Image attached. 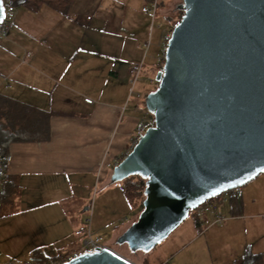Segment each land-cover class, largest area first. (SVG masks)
Wrapping results in <instances>:
<instances>
[{
  "label": "water",
  "instance_id": "water-1",
  "mask_svg": "<svg viewBox=\"0 0 264 264\" xmlns=\"http://www.w3.org/2000/svg\"><path fill=\"white\" fill-rule=\"evenodd\" d=\"M153 117L110 182L145 179L142 209L116 239L150 251L206 200L264 172V0H182ZM5 15L0 0V24ZM60 264H136L111 247Z\"/></svg>",
  "mask_w": 264,
  "mask_h": 264
},
{
  "label": "crops",
  "instance_id": "crops-1",
  "mask_svg": "<svg viewBox=\"0 0 264 264\" xmlns=\"http://www.w3.org/2000/svg\"><path fill=\"white\" fill-rule=\"evenodd\" d=\"M91 2L95 5V0ZM147 2L149 0L143 5ZM117 25L115 33L119 37L125 23L122 29ZM97 27V23L93 24V15L78 7L77 0L72 2L66 14L45 5L37 11L11 7L10 20L0 35V118L6 131L22 134L24 139L10 143L3 169L24 190L37 181L70 182L71 188L86 191L87 195L93 192L96 183L108 190L111 168L131 149V138L140 116V100L128 97L130 79L127 70L142 59L145 63L147 54L123 66H118L116 60L122 44H130L133 50L141 44L144 48L145 41H136L138 30H135V33L123 36V41L115 46V53L110 56L100 46L104 33ZM142 29L144 33L146 24ZM159 42L156 44L158 53ZM137 88L141 92L144 89L138 85ZM84 98L92 99V103H86ZM226 202L221 205L225 215L221 222L206 230L197 222L199 233L157 264H179L177 259L181 249L193 244L191 251L198 252L203 235L215 237L218 247L221 244L222 250L232 257L239 255L230 262L240 259L246 249L264 255V248L253 247L264 237L260 235L264 225L255 223L246 227V223H240L237 218L243 207L234 203L233 198ZM121 203L133 215L123 218L119 227L112 230L113 239L135 221L142 206L124 196ZM88 208L85 206L82 211H88ZM82 211L77 217L84 221L86 212ZM92 229L97 233L104 227L97 223ZM248 231L256 233L257 238L249 241ZM72 237L73 232L63 235L62 245L59 244L58 249L54 243L56 249L53 248L49 256L69 255L76 251L79 242L73 247ZM42 247L44 249V245ZM147 254L139 258L138 264H151ZM194 264L214 262L197 256Z\"/></svg>",
  "mask_w": 264,
  "mask_h": 264
},
{
  "label": "rangeland",
  "instance_id": "rangeland-1",
  "mask_svg": "<svg viewBox=\"0 0 264 264\" xmlns=\"http://www.w3.org/2000/svg\"><path fill=\"white\" fill-rule=\"evenodd\" d=\"M91 1L77 0V6L93 15V24L97 23V30L102 32V34L104 33L103 43L100 46L110 56L115 53V46H119V42L123 41L124 35H131V33H135V30H138V33H135L138 34L136 41L140 42L143 40L142 42H144L148 40V35L151 33V46L146 53L145 69L137 85L144 87L141 90L145 95L154 90V85H150L148 77L152 75L150 66L155 63L153 56L158 54L156 44L159 42L162 30L171 25L172 22L177 23L180 19L176 7L180 5L182 0H159L164 1L160 5V15L167 17V19H157L158 21L152 29L150 28L149 16L141 12V7L145 0H95V5L93 6ZM180 8L182 10V5H180ZM124 23L125 26L121 30L122 34L117 37L115 33L117 30L116 25L119 24L122 29ZM145 24L146 30L143 33L142 28ZM136 37H134V40ZM129 45L124 46L122 44L119 46L118 51L121 52L117 55L116 63L119 64L118 66H123L130 60H133L131 62L138 61L144 54L142 44L141 47L135 49L133 47V50ZM123 47L125 48L123 49ZM131 100L135 99L131 98ZM139 104V115H144L147 120H152L153 117L146 110L144 102L140 101ZM134 179L135 175H132L122 181L111 182L110 186H107L108 190L103 189L100 184L96 183L95 189L89 195H87L86 191L82 192L71 188L69 186L71 183L66 181H37L32 183L28 190L18 186L9 202L0 209V264H22L29 260L31 253L35 249L42 252L45 250L43 254L49 256L54 248V243L56 248L59 249L62 245L63 235L70 232H73L74 236L71 238L72 246L76 247L79 238L74 235L73 229L75 226L82 224L80 222L83 221L77 217V214H81L80 211L85 206L90 207L92 228L97 223H99L100 227H104L97 234L101 235L112 249L137 264L140 262L139 258L145 253H148L147 258L151 264H157L173 250L182 248V245L186 244L193 235L199 233L197 229L198 218L196 209H194L190 210L188 217L164 240L148 252H132L126 244L117 243L116 239L118 237L113 239L112 230L115 227H119L123 218H132L133 215L132 211L126 210L123 204H120V199L123 196L119 187ZM64 184L65 187H63ZM240 188L241 194L238 195L237 199H233L234 203L243 207L237 216L239 222L246 223V227H250L255 223L264 225V172L240 186ZM134 200L137 203L140 202V198H135ZM225 206H228V202H226ZM82 212L87 213L88 211L86 209ZM85 217L86 215L83 219ZM124 223L126 224V222ZM260 235H264V231ZM257 236L256 233L248 231L249 241L255 240ZM112 240L114 241L112 242ZM201 241V248H198V252L193 253L191 251L193 244H190L186 249H181L177 262L179 264H194V260L198 256L205 259V261L206 259L212 260L214 264H228L232 258L239 256L233 255L232 257L228 254V251L224 252L221 244L218 247L215 237L209 238L203 235L201 236ZM262 243H264V237L256 242L253 247L264 248Z\"/></svg>",
  "mask_w": 264,
  "mask_h": 264
},
{
  "label": "built area",
  "instance_id": "built-area-1",
  "mask_svg": "<svg viewBox=\"0 0 264 264\" xmlns=\"http://www.w3.org/2000/svg\"><path fill=\"white\" fill-rule=\"evenodd\" d=\"M3 1L5 5V2H8L9 0H3ZM158 3H159V0H149V2H147L141 7V11L143 13H146L149 16L151 27H153L154 24L158 21L157 20L158 19ZM10 16H11V7L5 6V15L0 24V35H1L3 28H5V25H7V23L9 22ZM171 30L172 28L168 26L166 29L162 31L160 35V42H159V46H160L159 53L154 57L155 63H153V65L150 67L152 75L148 77V82L150 83V85H154V88L157 86V81L155 79V76L161 69L162 65L164 64L165 51L167 48L168 40L170 38ZM150 38L151 36H149L148 40L145 41L144 43V57L151 46ZM144 69H145V63L143 59L140 62L131 64L130 67L128 68L127 74L130 79L129 80L130 89H129L128 97H134L140 101L144 100L145 93L141 92L137 88V83L139 82L140 76L143 73ZM84 101L86 103H92V99L90 98H84ZM152 125H153V119L147 120L144 115L142 116L140 115L138 117L137 123L134 127L133 135L131 138V147H130L131 149L135 145L137 140L139 139V136L144 134L146 129ZM127 153H125L124 156ZM123 157H121V159ZM5 160L6 159L4 156L0 157V176L4 174V169L2 168L1 165ZM239 194H241V188L235 187L227 191H224L215 197H212L206 200L204 203L196 207L195 209H196V216L198 218L197 219L198 225L201 226L202 229L206 230L211 225L221 222L225 218V215H223V213L221 212V205L224 202H226V200H229L231 198L237 199ZM89 210H90V207L88 208V212L86 213V217L84 221L82 222V224H80L74 230V235L79 238V248L73 253L69 254L63 260L51 261L46 264H60L72 257L77 256L79 253H82V252L93 253L95 251H98L100 248L109 247V245L103 239V237L97 234L91 228V213ZM7 264H13V263H7ZM161 264H168V263L162 262Z\"/></svg>",
  "mask_w": 264,
  "mask_h": 264
},
{
  "label": "trees",
  "instance_id": "trees-1",
  "mask_svg": "<svg viewBox=\"0 0 264 264\" xmlns=\"http://www.w3.org/2000/svg\"><path fill=\"white\" fill-rule=\"evenodd\" d=\"M74 0H9L5 2L6 7H24L31 11H37L42 6H48L61 14H66L71 4ZM165 1V0H164ZM164 1H159L158 3V17L159 19H167V17H162L160 15V5ZM182 5V1L180 2ZM180 5L176 7L179 12V18L181 17L183 11L180 8ZM176 23L172 22L169 25L171 28ZM24 135L17 133H10L6 131L5 123L0 118V157L4 156L5 159L9 156V145L11 142L24 139ZM4 162L2 163L3 168ZM18 188L16 182L12 181L5 172L0 176V209L2 206H5L11 197L14 195ZM145 188V179L135 175V179L128 182L126 185L122 186L121 193L124 198L128 201H133L135 198H140V203L144 198L143 190ZM142 209V206H141ZM141 211V210H140ZM136 220V219H135ZM110 247V246H109ZM112 248V247H111ZM68 256L66 253H58L52 256H46L42 251L35 249L28 261L23 262L22 264H46L51 261L63 260ZM137 264V263H136ZM228 264H264V255L258 253H252L249 249L245 250L243 256L238 260H233Z\"/></svg>",
  "mask_w": 264,
  "mask_h": 264
}]
</instances>
